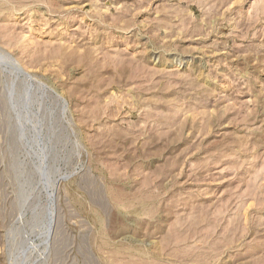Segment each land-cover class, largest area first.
<instances>
[{"label": "rangeland", "instance_id": "374dc122", "mask_svg": "<svg viewBox=\"0 0 264 264\" xmlns=\"http://www.w3.org/2000/svg\"><path fill=\"white\" fill-rule=\"evenodd\" d=\"M0 264H264V0H0Z\"/></svg>", "mask_w": 264, "mask_h": 264}, {"label": "bare ground", "instance_id": "6f19581e", "mask_svg": "<svg viewBox=\"0 0 264 264\" xmlns=\"http://www.w3.org/2000/svg\"><path fill=\"white\" fill-rule=\"evenodd\" d=\"M9 58H10V57H9ZM11 58H12V57H11ZM12 62H13V65H14L16 68H18V69L21 68V67H20V64L18 63V61H17L16 59H13V58H12ZM260 208H261V207H260ZM246 231H247V229H246Z\"/></svg>", "mask_w": 264, "mask_h": 264}]
</instances>
